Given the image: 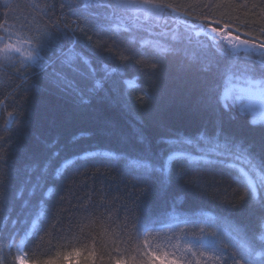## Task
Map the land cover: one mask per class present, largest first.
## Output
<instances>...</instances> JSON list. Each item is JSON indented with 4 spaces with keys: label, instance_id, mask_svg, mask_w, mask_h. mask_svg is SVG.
Returning a JSON list of instances; mask_svg holds the SVG:
<instances>
[{
    "label": "snow or ice",
    "instance_id": "obj_1",
    "mask_svg": "<svg viewBox=\"0 0 264 264\" xmlns=\"http://www.w3.org/2000/svg\"><path fill=\"white\" fill-rule=\"evenodd\" d=\"M32 7L42 13V23L36 21L22 26L14 42L11 39L13 33L0 36V85L15 84L9 79V72L19 80L12 94L31 81L37 92L55 94L68 105L64 116L66 123L77 117L89 119L96 125L97 134L118 139L121 149L85 153L84 159L107 158L113 166L123 162L124 177L131 175L133 180L146 186L140 195L152 190L157 174L163 175L161 183L165 187L171 182L169 171L174 168L162 169L152 162V158L158 155L155 146L162 144L169 154L175 153L180 158L177 163H184L191 169L193 175L184 180V186L191 189L194 196L207 197L228 209L241 210L240 216L231 219L230 212L212 217L223 223V228L217 226L206 231L195 225L199 227V235L193 233L195 243L189 242L183 247L172 244L174 252L163 253L167 264H259L264 261V238L257 240L253 237V228L243 213L247 208L248 214H258L255 224L258 232L260 220L264 219V200H255L252 179L241 185L245 192L239 195L230 186L215 183L208 175L212 169L223 168L227 161L239 158L247 161L249 172L257 169L264 172V127L255 139L238 135L229 127V122L236 119L237 103L240 115L251 113L249 125H264V24L259 28L260 36H254L251 32L241 33V25L233 20H225L226 12L214 18V10L230 7L223 0L220 3H200L199 0L191 3L181 0H61L59 15L56 14V0H42L41 4L33 3ZM252 7L260 9L258 18L264 21V5L254 3ZM69 16H76L82 24L70 21ZM89 33L97 39L94 40ZM102 33L116 37L120 46L114 48L103 40ZM105 60L116 62L115 66L104 64ZM98 64L104 69L103 76L97 75ZM129 71L133 73L130 77ZM117 76L124 85L123 91L109 86V81ZM161 76L185 85L179 103L187 109L190 117L201 118L196 135L182 136L172 132L159 118L160 108L149 106L154 99L151 82ZM133 81L137 87L147 84L148 89H143L147 98L145 118L137 117L135 138L130 141L117 117L135 110L136 102L128 89V84ZM9 117L19 119L18 115L12 117L11 113ZM51 123L56 126L55 120ZM149 123L159 129L155 139L147 132ZM4 130L8 131L7 124ZM80 135L91 133L82 132ZM36 141L33 145L27 139H21L20 129L15 136L0 137V242L6 236L11 240L19 234L16 227L8 228L10 224H19L25 211L31 207V199H23L17 210L16 205L25 190L29 197L41 193V207L55 203V197L52 201L43 199L53 189L43 191L48 183V170L40 169L37 163L40 146L50 149L55 141L42 140L39 136ZM12 153H19V166ZM38 169L39 175H36ZM55 177L57 180L64 178L59 169ZM14 181H21V184L10 199L8 190ZM81 182H84L83 177ZM260 182L264 184V177ZM101 192L100 205L109 213L106 219L112 220L114 212L119 219V211H123L124 227L136 224L134 210L139 206V197L128 193L131 206L121 203L116 209L114 202H106L108 193L103 188ZM74 199L78 211L89 213L83 219H89L96 205L90 196L76 195L73 178L60 202L71 205ZM112 199L115 201L119 197ZM160 199L166 208L175 210V201L184 198L177 196L172 200L162 190ZM63 212L61 208L55 212L49 210L47 219L51 221V229L59 227ZM144 243H148L147 239ZM17 259L22 258L18 256ZM154 259L153 254V264ZM115 264L122 262L117 260Z\"/></svg>",
    "mask_w": 264,
    "mask_h": 264
},
{
    "label": "trees",
    "instance_id": "obj_2",
    "mask_svg": "<svg viewBox=\"0 0 264 264\" xmlns=\"http://www.w3.org/2000/svg\"><path fill=\"white\" fill-rule=\"evenodd\" d=\"M181 2L191 3L195 0H181ZM199 2L220 3L221 0H199ZM223 2L230 7L214 10V18L219 17L222 12H226L227 15L224 19H231L235 24L241 25V33L251 32L254 36H260L259 28L264 24V21L258 18L260 9L253 8L252 5L254 3L264 5V0H223ZM33 3L41 4L42 0H0V36H4L6 32L13 33L11 39L14 42L17 39L16 34L20 33L22 26L30 25L36 21L42 23V13L39 9L32 7ZM60 3L61 0H56L57 15L61 11ZM241 5H246V7H241ZM64 12L67 14L66 9ZM245 13L248 15L246 16ZM68 18L70 21L82 24V21H78L76 16ZM89 35H93L94 40L97 39L93 33H89ZM102 38L114 48L120 46V41L114 36L102 33ZM103 63L113 67L116 62L105 60ZM30 71L38 70L30 69ZM96 71L98 76L104 75V69L99 64L96 66ZM8 75L15 84L19 83V80L11 72ZM131 75L133 73L129 71L128 76ZM15 84L12 86L0 85V102H2L0 103V137L15 136L17 129H20V138L27 139L33 145L37 143V136L42 140L47 138L55 141L51 144L50 149L42 145L37 150V163L40 169L47 168L48 170V183L43 191L47 192L48 188L53 189V192L43 199L52 201L55 197V203L51 205L46 203L41 207V193L37 192L29 197L28 191L25 190L20 203L16 205L17 210L19 211L23 199H31V207L25 211L19 224L9 225L8 230L16 227L19 234L11 240L6 236L3 242H0V257H7V259H0V264H20L17 257L21 245L29 264H115L117 260H120L122 264L123 262L153 264V254L155 255L154 264H165L164 260L167 259L163 253L165 251L174 252L172 244H180L181 247L189 242L194 244L193 233L199 235V227H204L206 231H212L217 226L224 227L223 223L213 220L212 217L229 212L231 213L230 219L241 215L240 209H228L219 201L194 196L191 189L184 186V180L193 175L191 169L187 168L184 163H177L179 157L171 160V164L168 165V159L175 153L169 154L166 146L162 144L155 146L154 150L158 155L152 158V162L162 169L165 167L174 168V171H169L171 182L165 187L161 183L163 175L157 174L152 190L145 191L143 195H140L141 190L146 186L133 180L131 175L124 177L123 162L113 166L107 162V158L89 157L87 160L84 159L85 153L121 149L122 144L118 139L97 134L96 125L89 119L77 117L66 123L64 116L68 105L57 95L46 91L37 92L31 86V81L29 85L22 86L12 94ZM109 86L122 91L124 89L118 76L109 81ZM184 88L185 85L179 80L163 76L153 78L150 91L154 99L149 102V106L160 108L159 118L167 123L172 132L182 136H194L200 130L201 118L190 117L187 109L179 103V96ZM128 89L136 102L135 110L131 114L119 115L117 119L129 140L134 141L137 117L145 118L147 98L144 96L143 89H148V85L141 84L140 87H137L135 83L133 87L128 85ZM10 113L12 117L18 115L19 119L13 120L9 117ZM234 114L236 119L229 122V127L238 135L246 136L249 139L258 138L264 125L255 127L249 125L251 114L246 112L240 115L238 103ZM53 120L56 121L55 127L51 123ZM6 124L8 131L4 130ZM82 132L91 133V135L81 136ZM147 132L155 139L159 134V129L149 123ZM73 137H77V139L73 140ZM12 156L19 166L21 163L17 159L19 153H12ZM71 160L73 161L71 162ZM242 161L246 160L243 158L229 160L223 168L216 167L208 175L214 179L215 183L230 186L239 195H243L245 188L241 185H246L247 179L237 165L248 170L250 166ZM68 162L71 163L68 164ZM57 169L64 177L61 180H57L55 177ZM257 170L264 176V172ZM36 175H39V169ZM81 177H83V183ZM73 178L76 181V195L85 198L90 196L96 205L89 219H83V217L89 216V213L78 211L75 199L71 205L67 202H60V197L64 196L65 188ZM101 181L106 183L102 184ZM20 184L21 181H14L9 187L10 199ZM102 188L108 193L106 202H114L116 209L120 208L121 203H128L131 206L132 200L128 193L139 197L137 201L139 206L134 210L136 224L125 228L123 211H119V219H116L115 212L112 214V220L106 219L109 213L100 205V197L103 195ZM162 190L172 200H175L177 196H183V201H175V210L171 207L166 208L163 204L160 199ZM259 191L258 195L254 192L255 200H264V187L262 186ZM239 195L237 199H239ZM113 197H119V199L113 201ZM57 208L63 209L64 212L61 224L53 230L50 227L51 221L47 217L49 210L55 212ZM243 213L246 214L247 222L253 228V237L260 240L264 233V219L260 220V230L257 232L255 224L259 219L258 214H248L247 208L243 209ZM34 222L38 225L31 231ZM195 225H199V227ZM42 226L43 231H41ZM149 232L151 235H148ZM145 239L148 241L147 244L144 243ZM197 256H199L198 251ZM259 264H264V261Z\"/></svg>",
    "mask_w": 264,
    "mask_h": 264
},
{
    "label": "rangeland",
    "instance_id": "obj_3",
    "mask_svg": "<svg viewBox=\"0 0 264 264\" xmlns=\"http://www.w3.org/2000/svg\"><path fill=\"white\" fill-rule=\"evenodd\" d=\"M243 38V37H242ZM129 86L133 87L135 86V82H131L128 84ZM232 101H229V103H231ZM248 113V112H247ZM251 114V113H250ZM99 152H102V151H95L93 153H99ZM176 157H178L176 154H172L171 157L168 159V165L171 164V160L175 159ZM73 160H71L72 162ZM71 162H68V164H70ZM244 162L246 165H248L247 161H242ZM240 170L242 171V173L244 174V176L246 177V179L248 180L249 178L252 179L253 181V188L255 189V193L256 195L259 194V189L262 188V186L264 187V184H261V177H264L263 174L261 175V173H259L258 170H256L255 172H249L248 169L244 168L243 166L241 165H237ZM245 173H248V175L246 176ZM38 223L34 222V225L31 229L34 230L36 227H37ZM262 238H264V233L262 235ZM19 256L22 258L20 261V264H29L27 262V257L25 256L24 254V249H23V246L21 245L20 247V253H19ZM165 264H167V260H164Z\"/></svg>",
    "mask_w": 264,
    "mask_h": 264
}]
</instances>
